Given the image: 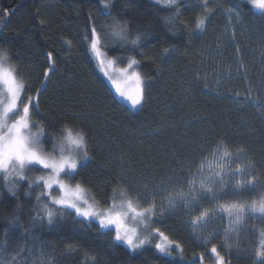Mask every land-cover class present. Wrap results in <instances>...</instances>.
Returning <instances> with one entry per match:
<instances>
[{
    "label": "trees",
    "instance_id": "16d2710c",
    "mask_svg": "<svg viewBox=\"0 0 264 264\" xmlns=\"http://www.w3.org/2000/svg\"><path fill=\"white\" fill-rule=\"evenodd\" d=\"M101 2L107 0H0V25L6 26V31L0 29V44L6 41L12 44L8 64L18 77L23 75L30 82V94L35 95L43 81L42 74L49 66L47 53L54 56L55 75L40 98V113L46 114L43 122L53 115L57 119H75L87 131L94 159L80 173L78 181H82L81 186L98 206L106 209L123 197L140 209L148 207V203L128 192V173L132 172L141 187L148 181L151 188L154 180H160L168 172L167 162L174 154L196 155L202 147L211 146V151L202 158L204 165L217 154V135L230 142L232 147L227 150L233 153V158L236 146L250 148L254 175L264 181V164L259 163L264 156L261 153L264 115L250 102L244 103L249 88L254 98H264V25L253 18L250 5L241 3L236 10L244 21L237 24L217 7L218 4L232 6L235 0H209L211 15L205 22L204 33H200L195 23L203 13L197 0H181L189 7L181 8L182 15L176 22L166 20L171 9L150 0H130L136 7L124 11L121 9L126 0H115L112 14L129 21L131 38H135L137 28L152 33L143 41L145 57L139 65L148 93L142 111L129 115L135 110L115 99L91 52L93 26L101 36V47L119 66L127 65L126 57L132 49L131 45L107 44L106 36L99 31V22L89 19L90 15H107ZM5 10L9 12L7 17L3 15ZM39 17L46 21L43 26L38 22ZM189 33L195 37L191 42ZM28 37L33 39L25 43ZM68 41H71L70 46ZM134 58L141 59L138 55ZM205 84L210 91L203 92ZM242 103L243 108L240 107ZM37 119L39 122L38 116ZM241 159L248 163L246 157L241 156ZM226 161L224 166L228 172ZM6 183L1 174L0 261H7V264H13L11 256L17 252H20L18 259L27 258L28 248L36 254L32 260L41 249L52 252L54 264H161L162 260H167L168 264H197L196 258L201 253L211 261L212 255L205 248L210 249L212 243L218 249L233 245L232 264H251L253 245L258 247L259 231L264 228L259 221H245L247 227L238 237L233 233L231 238L225 239L229 230L226 214L222 222L214 220L200 231L191 221L205 211L210 212L212 205L204 202L190 211L177 207L171 216L165 212L163 220L156 217L153 220L157 221L155 227H160L170 239L182 245L183 258L176 253L174 258H162L154 245L130 255L124 245L114 244L113 229H100L96 221L76 217L70 209H64L65 217L57 219L52 226L36 229L34 233L24 232L11 221L15 213L25 227H30V218L37 214L32 211L33 206L37 205L39 211L35 200L37 188L31 189V196H25L27 183L20 182L17 199L9 195ZM189 187L185 184L162 194L155 202L157 210L166 194L169 197L173 193H187ZM53 192L58 194L56 189ZM261 194L264 192L243 193L244 200L230 198L221 201L219 206L244 202L249 196L256 199ZM46 201V197L42 198V202ZM17 204L20 205L18 213ZM209 233L215 238L205 245ZM33 235H38L43 245L34 240ZM237 243L242 250L239 255L235 249Z\"/></svg>",
    "mask_w": 264,
    "mask_h": 264
},
{
    "label": "snow or ice",
    "instance_id": "6c2138e0",
    "mask_svg": "<svg viewBox=\"0 0 264 264\" xmlns=\"http://www.w3.org/2000/svg\"><path fill=\"white\" fill-rule=\"evenodd\" d=\"M150 2L171 9L166 17L169 22L178 21L182 15L181 8L189 7L188 4H182L181 0H150ZM197 3H201L203 14L197 19L195 29L204 33L205 22L211 15V5L209 0H197ZM241 3L250 5L253 18L264 25V0H235L232 6L225 7L218 4L217 7L221 8L230 21L235 20L237 24H243L240 11H236L240 9ZM114 4L115 0L101 2L107 15L103 13L95 17L90 15L89 19L99 22V31L106 36L107 44L120 47L132 46L130 54L126 57L127 67L118 70L119 78L115 75V71H108L115 61L101 58L98 47L101 36L98 34L96 26L91 28V52L98 62L100 71L109 81L115 99L124 101L130 109L135 110L129 112V115H138L143 109L148 86L136 68L145 57L143 41L147 40L152 33L147 30L140 31L137 28L135 38H131L129 21L112 14ZM135 7L136 5L132 4L130 0H126L121 11ZM37 12L39 13L40 10L37 9ZM256 13H259V16H256ZM3 15L7 17L9 12L5 10ZM38 22L43 26L46 21L43 17H39ZM0 29L6 31V26L0 25ZM19 34L20 32L17 31V35ZM194 38L192 33L188 34L189 42ZM32 39V37H28L24 42L29 43ZM68 44L70 46L71 41H68ZM11 48L10 42L6 41L0 44V84L5 86L8 94L6 100L0 101V104H3V108L0 110V173L7 181L5 187L9 195L17 197V199L21 187L20 182L27 183V187L24 189L25 196H31V189L37 188L38 194L35 200L39 205V211H37V205H34L32 211L37 214L30 218V227H25L15 213V219L11 221L18 224L24 232L34 233L36 229L52 226L57 222V219L65 217L64 209H71L76 217L83 218L85 221L96 220L100 229H114V244L124 245L130 255L141 253L145 247L154 245L155 251L160 257L174 258V253H176L182 259L184 255L182 245L174 239H170L160 227H155L157 221L153 220L154 217L163 220L165 212L171 216L174 208L189 209L190 211L195 205L208 202L212 205L210 212L205 211L203 215H198L195 220L191 221L193 225H198L200 231L206 229L214 220L222 222L223 214H226L229 220V230L225 233V239L231 238L233 233L238 237L241 230L247 227L245 221H259L261 225H264V194L258 195L256 199L249 196L247 200H250V203L245 200L244 202L230 203L227 207L219 206L221 201H227L230 198L244 200L243 193L264 192V181L254 175L255 164L252 163L254 157L250 156L252 150L246 146H236L233 158V153L227 150L232 145L220 135H217L216 138V153L221 155V159L228 157L226 163L229 169L223 175L211 176L208 180L204 179L202 158L206 152L211 151V146L202 147L196 155L174 154L173 159L167 162L168 172L160 180H154L151 188H149L148 181H144L143 187H141L132 172L128 173L126 181L128 192L149 204L142 211L133 207L131 202L127 204V210L123 205H113L110 210H97L92 205L83 207L81 204L82 181H78V177L94 159L89 146L88 133L75 119H57L53 115L51 119L43 122L46 114L40 113V98L47 91L46 85L55 75L54 56L51 52L47 53L46 59L49 61V66L42 74L43 81L40 87L36 89L35 95H32L30 94V82L23 75H21V79H17V75L14 74L15 69L5 67V64L10 60ZM167 51L168 49H165V52ZM136 55L141 59L134 58ZM20 72L22 73L23 70L21 69ZM210 90L205 84L203 92ZM251 92L252 89L249 88L245 94L244 103L250 102L253 108L264 115V98H254ZM236 95L239 96V93ZM240 107L243 108L244 104H240ZM42 137L44 138L42 139ZM261 153H264V145L261 146ZM241 156L246 157L248 163H245ZM259 163L264 164V156ZM34 166H38V169L43 171H38ZM13 176L14 180L11 179ZM197 177L201 179L199 187L195 185ZM249 177L252 178L249 179ZM121 179L123 180V177ZM71 183L75 184L74 188L70 187ZM185 184L190 185L187 193L181 192L175 197H169V207L157 210L155 202L162 194L174 191L177 187H183ZM54 188L59 190V194L53 192ZM237 193L241 195L237 196ZM45 197L47 201L42 202V198ZM0 198H2V194H0ZM19 209L20 205L17 204L16 213L19 212ZM129 212L133 214V219L139 218L141 226L139 229L126 225ZM255 229L256 225L253 224L252 230L255 231ZM154 237L163 242H156ZM32 238L40 241L38 235H33ZM214 238L213 234L209 233L204 244L207 245ZM258 239V247L253 245L251 264H264V228L260 229ZM40 243L43 245L44 242L40 241ZM232 249L233 245L231 244L218 249L215 243L211 244L210 249L205 248L215 257L214 264H232ZM235 249L237 255L242 251L238 243L235 245ZM71 250L72 248L69 246V251ZM27 251L28 257L24 260L18 259L20 252L12 255L13 264H26V262L27 264H54L55 258L52 252L41 249L36 259L32 260L31 257L36 254L33 253L32 248H28ZM204 259V254L201 253L196 258L197 264H203ZM0 264H7V261H0ZM161 264H168V261L162 260Z\"/></svg>",
    "mask_w": 264,
    "mask_h": 264
},
{
    "label": "rangeland",
    "instance_id": "374dc122",
    "mask_svg": "<svg viewBox=\"0 0 264 264\" xmlns=\"http://www.w3.org/2000/svg\"><path fill=\"white\" fill-rule=\"evenodd\" d=\"M98 47H99L100 52H101V58L106 59V60L107 59H111V60H114L115 61V59L108 57V55L103 50V48L101 47L100 44L98 45ZM5 67L13 68L8 63L5 64ZM126 67H127V65H125V66H119L116 63V61H115V63L113 64V66L111 68H109L108 71L109 72L115 71V75L117 76V78H119V71L118 70L120 68H126ZM136 70L141 73V70H140L139 66L136 68ZM14 74L17 75L16 71H15ZM141 75H142V73H141ZM17 79H21V78L18 77V75H17ZM129 86H131V85H129ZM7 96H8V94H7V91H6L5 86L3 84H0V101L6 100L7 99ZM22 99H23V97H22ZM21 107H22V105H21ZM2 108H3V104H0V110H2ZM43 138L44 137H42V139ZM227 158L228 157H224L223 159H221V155L220 154H214L212 156V158L208 159L205 162V164H204V173H205L204 179L205 180H208L209 177H211V176L223 175L222 173L227 172V170L225 169V166H224V163H225V161H226ZM34 167L38 168V166H34ZM1 174L2 173H0V175ZM11 179H15V177L13 176ZM200 183H201V179L199 177H197V181L195 182L196 187H199ZM70 187L71 188H74L75 186L72 185V184H70ZM54 189H56V188H54ZM82 189H83V191L81 193V204H82L83 207H87L88 205H92L95 208H97V210H110L113 207V205H123L124 208H125V210H127V204L129 202H131L128 199H125V198L121 197L120 199H118L115 202H113L108 208L102 209V208H100L98 206V204L96 203V201L94 200V198L92 197V195L88 191H86L83 187H82ZM56 190H58V189H56ZM179 193H173L169 197H175ZM58 194H59V190H58ZM169 197H168V194H166L165 199L164 200L161 199V201H164V202L161 203L159 209H161V208L167 209L169 207ZM131 203L133 204V207H135L138 211H142L143 210V209H140L135 203H133V202H131ZM132 216H133V214L131 212H129L128 218L126 219V225L128 227H137L139 229L141 227L139 225V218L137 217L136 219H133ZM91 221H96V220H91ZM154 239H155V237H154ZM156 239H157L156 242H163V241H159L158 238H156ZM174 255H176V254L174 253ZM214 260H215V257L212 255L211 261L204 259L203 264H214Z\"/></svg>",
    "mask_w": 264,
    "mask_h": 264
}]
</instances>
